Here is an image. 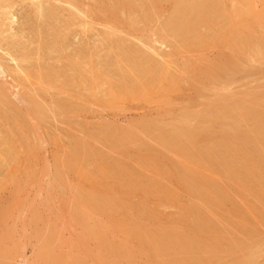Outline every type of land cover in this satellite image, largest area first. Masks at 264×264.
<instances>
[{
	"label": "rangeland",
	"instance_id": "obj_1",
	"mask_svg": "<svg viewBox=\"0 0 264 264\" xmlns=\"http://www.w3.org/2000/svg\"><path fill=\"white\" fill-rule=\"evenodd\" d=\"M178 1L131 0V8L124 9L131 12L123 10V14L113 9L117 0H0V102L5 103H0V264H164L169 257L165 264H181L174 256L177 247L171 248L176 243L167 245L164 238L170 241L178 230L186 236L196 231L197 224L207 228L210 239L217 233L223 236L224 242L217 245L222 250L230 244L228 236L239 242L232 253L211 255L206 264H264V140L261 136L252 140L249 133L243 136L246 140H232L237 122L249 132L264 118V45L263 58L249 54L243 60L240 53L235 54L239 58L232 73L223 66L227 49L196 47L212 36L222 41L219 34L223 28L227 32V27L230 32L229 20L238 23L228 38L232 52L240 50L252 32L264 37V0H197L200 12L187 6L184 13L176 8ZM39 7L48 14L55 12V17L50 21L36 16ZM196 14L210 22L221 18L223 23L219 20L211 29ZM49 23L61 32L53 34ZM118 52L136 57L149 74L139 79L128 68L121 74L114 63ZM76 56L83 58L87 82L65 89L66 78L77 75L60 70L68 58ZM209 62L223 66L218 75L224 79L215 85L186 73L187 64L204 67ZM39 69L57 70L52 85L44 72L36 75ZM160 72L171 85L173 79L181 80L177 91L152 90L134 94L132 99L111 97L123 78H129L124 83L129 81L130 87L142 88ZM99 75L103 85H87ZM34 103L41 105L43 115L36 114ZM216 110L229 115L216 117ZM187 129L191 130L189 140L181 142L188 148L193 145L188 154L166 138L178 131L183 136ZM117 131L129 137L124 147L112 138ZM235 148L246 149L251 159L227 162L226 156ZM254 160L262 165L255 172L259 176L246 169ZM111 171L119 173L115 177ZM126 188L136 194H125ZM134 227L139 233L146 227L144 236L152 233L151 242L162 237L163 245H155L164 252L153 253L154 243L149 247L151 239L143 240V232L136 235ZM125 233L130 237H124ZM207 244L210 250L212 244ZM196 249L197 256L201 250ZM161 254L163 263L158 258Z\"/></svg>",
	"mask_w": 264,
	"mask_h": 264
},
{
	"label": "bare ground",
	"instance_id": "obj_2",
	"mask_svg": "<svg viewBox=\"0 0 264 264\" xmlns=\"http://www.w3.org/2000/svg\"><path fill=\"white\" fill-rule=\"evenodd\" d=\"M104 1V0H103ZM234 1V0H233ZM129 2V1H128ZM127 2V0H126V3H128ZM176 2V1H175ZM200 2V1H199ZM114 3V2H113ZM116 3V5L114 4V7H113V9H115L116 10V12H119V13H123L124 11H126L127 9H128V7L127 6H129L130 8H131V4L130 3H132L131 2V0H130V2L128 3V4H126L125 3V0H117V2H115ZM130 4V5H129ZM173 4V3H172ZM189 3H186L184 0H181V1H178L177 3H176V8L177 9H179V10H181L183 13L187 10V6H189L190 7V9H192V11H194L193 9H195V11H197L196 9H198V4H197V0H193V2H190V5H188ZM113 5V4H112ZM200 5V4H199ZM125 7L127 8L126 10H124L125 9ZM237 7V6H236ZM129 8V9H130ZM242 8V7H241ZM107 9V8H106ZM189 9V10H190ZM124 10V11H123ZM131 10L132 9H130V10H127L128 12L130 11L131 12ZM232 10V9H231ZM244 10V9H243ZM50 11V10H49ZM198 11H199V9H198ZM197 11V12H198ZM202 11V10H201ZM205 11V10H204ZM240 11V10H239ZM255 11V10H254ZM51 12V11H50ZM178 12V11H177ZM200 12V11H199ZM228 12V11H227ZM226 12V10H225V12H223V14H225V13H227ZM230 12V11H229ZM118 13V14H119ZM125 13V12H124ZM123 13V14H124ZM181 13V12H180ZM208 13H209V11H208ZM232 13V12H231ZM233 13H234V11H233ZM238 13V12H237ZM245 13V12H244ZM248 13V12H247ZM254 13V12H253ZM117 14V13H116ZM201 14V13H200ZM200 14H196L197 16L199 15V16H201ZM229 14V13H228ZM255 14H257V13H255ZM36 16H38V17H45V18H47L48 20H50L51 21V19H53L54 17H55V12H52V13H50V14H48V13H46L45 12V9H43V8H41V7H39L38 9H37V11H36V14H35ZM120 15V14H119ZM180 15V14H179ZM185 15V14H184ZM221 15V14H220ZM240 15V14H239ZM243 16L244 15H247V14H242ZM177 16V15H176ZM187 17H189V15H186ZM230 16V15H229ZM242 16V17H243ZM259 16V15H258ZM262 16V15H261ZM193 17V16H192ZM219 17V16H218ZM222 17V16H221ZM182 18H184V17H182ZM245 18H247V16L245 17ZM249 18V17H248ZM261 18V17H260ZM189 19V18H188ZM201 19L204 21V23L205 24H207L208 25V27L209 28H215V26H217V24L219 23V22H221L222 21V23H223V20L221 19V18H217L216 19V21L215 22H213V21H211L210 22V20L208 21V20H205V18H204V16L202 15L201 16ZM226 20H227V18H225ZM241 19V18H240ZM239 19V20H240ZM220 20V21H219ZM225 20V21H226ZM260 20V19H259ZM49 21V22H50ZM184 21H186V20H184ZM187 21H189V20H187ZM217 21H219V22H217ZM237 21V20H236ZM245 21H248L247 19L245 20ZM253 21V20H252ZM242 22V24L244 23V21H241ZM167 23V22H166ZM169 23H170V21H169ZM172 23V22H171ZM213 23V24H212ZM229 25L231 26V30H230V32H229V27H225L226 29H228V31L226 32V30L223 28V33H222V31L220 32L221 34H219L221 37V39H222V41H220L219 39H216V38H219V37H217V36H215L216 38H214V36H212L213 38H210V40H209V42H205L204 44H202V42H198V43H196L197 44V48H198V46L200 47V46H204L205 47V45H207V46H214V47H217V48H221V49H227L229 52H227V54L224 56V57H226L225 58V63H224V67H228V69H229V71L232 73L233 71H234V69H235V66H236V62L238 61L237 59L239 58L238 56V58H236V55L238 54V53H240L242 56L239 58V59H243L242 57L243 56H248L249 54L250 55H259V56H261V58H263L262 57V55H260V54H262L261 53V49H262V46L264 45V37H263V35H258L257 33H254L253 34V32L251 33L252 35L251 36H249L248 38H245V39H243V42H242V48L239 50V52H238V50H235L234 52H232V50L230 49V48H232L233 47V43H232V46H231V40L230 39H228L229 38V36H231V37H233V35H234V33L237 31V27H238V23H236V22H233L232 21V23L230 22V20H229ZM235 23L237 24V26L235 25ZM256 23H258V22H256ZM256 23H253V27L252 28H254V27H256V26H254V24L256 25ZM262 24H263V22H261ZM191 24H193V22L191 23ZM179 25V24H178ZM196 25V24H195ZM241 25V24H240ZM49 28H50V30L53 32V34H56V33H59V32H61V28H57V27H59V26H57V27H55L54 25H51L50 23H49ZM251 26V25H250ZM264 26V25H263ZM260 26H258L257 28H259ZM48 28V29H49ZM194 28V27H193ZM246 28V27H245ZM249 28V27H248ZM64 29V28H63ZM247 29V28H246ZM251 29V28H250ZM262 29H263V27H262ZM180 30V29H179ZM254 30H256V29H254ZM253 30V31H254ZM191 31H192V29H191ZM225 31V32H224ZM261 31V30H260ZM186 32V31H185ZM193 32H195V28H194V31ZM247 32V31H246ZM183 33H184V31H183ZM192 33V32H191ZM249 33V32H248ZM41 34V33H40ZM193 34V33H192ZM200 34V33H199ZM241 34V33H240ZM259 34H261V33H259ZM263 34V33H262ZM195 35V34H194ZM191 36V35H190ZM199 35L197 34V36L196 37H198ZM223 36V37H222ZM195 37V36H194ZM164 38V37H163ZM205 38V37H204ZM44 39V38H43ZM46 39V38H45ZM193 39V38H192ZM196 39V38H195ZM201 39V38H200ZM232 39V38H231ZM200 41V40H199ZM184 44H186V43H184ZM199 44V45H198ZM202 44V45H201ZM192 45V44H191ZM188 46V45H187ZM93 47V46H92ZM192 47H195V46H192ZM203 47V48H204ZM201 48V47H200ZM200 48H198V49H200ZM207 48V47H206ZM112 49V48H111ZM202 49V48H201ZM200 49V50H201ZM234 49V48H233ZM48 50V49H47ZM194 50H197V49H194ZM118 51V50H117ZM21 54V53H20ZM28 54V53H27ZM236 54V55H235ZM239 54V55H240ZM264 54V53H263ZM23 56L24 55H26V54H22ZM252 55V56H253ZM26 57V56H25ZM77 58L75 59V58H68L67 59V65H66V67H64L63 69H61L60 71H64L65 72V74L67 73H73V74H76L77 75V77H76V79H70V78H66V79H68L65 83H62L63 85H64V88L65 89H70V88H72L73 89V87L74 86H78V84L77 83H79V82H81V84H84V83H86L85 82V78H84V76H83V65H85V64H83V62H81V60L83 59L82 57H80V58H78V56H76ZM82 58V59H81ZM21 59V58H20ZM86 59V58H85ZM89 59V58H88ZM22 60H24V57H22ZM244 60V59H243ZM153 61H154V59H153ZM87 62V61H86ZM242 62V61H241ZM244 62V61H243ZM115 65H116V67H117V69L119 70V72H121V74L122 73H124V71H126L125 69L126 68H128V69H131L130 71L131 72H133V73H138L139 74V79H141V77L142 78H144L146 75H148L147 74V71H149V70H147L148 68H145L144 66H142L141 65V62H140V60H138V59H136V57H132L131 55H128V54H126L125 52H118V53H116V56H115ZM90 64V63H89ZM188 66H185V70H186V73H188V74H190L191 76L192 75H195L199 80H203V81H206V82H208V84H209V82H210V86H212V84H214L215 85V82H216V80L218 81V80H221V79H224V78H222V76H219L218 74H219V68L220 67H223V66H220L219 64L217 65L216 64V62H209V63H207V64H205V66L204 67H200V66H198L197 64H195V63H193V64H187ZM197 65V66H196ZM91 65H89V67H90ZM187 67V68H186ZM155 68V67H154ZM200 70H198V69ZM90 69H91V67H90ZM93 70V69H92ZM86 71V70H85ZM197 71H199V72H197ZM35 73H36V75H42V73L44 72V71H42V70H36V71H34ZM163 72V71H162ZM194 72H196V74L194 73ZM92 73V72H91ZM157 73V72H156ZM161 73V72H160ZM164 74H165V72H163ZM163 73H161L160 75H158L157 76V78L155 79L154 77V80L152 81V83L150 82V83H146V84H144V87L143 86H140V87H142V88H136V87H134V88H132V87H130V83H129V81H127L126 83L128 84V86L129 87H127L126 85V83H124L126 80H129V78L127 77H125V74L124 75H122V78L123 77H125V78H123V84H126V85H123L122 83H119V84H121V85H119V88H117V90H115L116 92H113V93H111L110 91L108 92V96L110 95L109 93H111V97H112V94L114 95V97H116V98H118L119 96L120 97H122L123 98V96H124V98L126 97V98H129V99H132L133 97H134V94L136 95L137 93L138 94H141V93H143V92H149L150 93V91H152V90H155V92H157V91H160V90H164V92L166 91V92H168V91H174V90H176V88L178 89V86H180V84L181 83H179L181 80L179 79L178 80V82L175 80V79H173L172 80V82H173V85H171V83H169V82H167V79H168V77L166 78V80H165V76L163 77L162 76V74ZM56 74H57V70H55V71H51V72H47V73H45L44 72V77L47 79V82H48V84H49V86L50 85H52L53 83H54V75L56 76ZM66 74V75H67ZM132 74V73H131ZM159 74V73H158ZM129 75V74H128ZM167 75V74H166ZM169 75V74H168ZM189 75V77H191ZM218 75V76H217ZM61 76V75H60ZM40 77V76H39ZM74 77V76H73ZM102 76H98L97 78H95L94 80H90V84H87V85H91L92 87H100L101 85H103L104 84V82L103 83H99V82H102V78H101ZM227 77H228V79H229V76H226V78H225V80L227 81L228 79H227ZM65 79V80H66ZM124 79H126V80H124ZM170 79V78H169ZM186 79V78H185ZM184 79V80H185ZM44 80V79H43ZM144 80V79H143ZM184 80H183V82H182V84L183 83H185L184 82ZM189 80V79H188ZM103 81H104V79H103ZM170 81H171V79H170ZM187 81V80H186ZM214 81V82H213ZM84 82V83H83ZM107 82V81H106ZM105 82V84L106 85H109V84H111L112 85V82L110 81V82H107L106 83ZM142 82V81H141ZM175 82V83H174ZM98 83V84H97ZM133 83V82H132ZM142 83H144V82H142ZM179 83V84H178ZM77 84V85H76ZM100 84V85H99ZM130 84V85H129ZM178 84V85H177ZM62 85V86H63ZM138 85V84H137ZM62 86H60V89L61 88H63ZM135 86H136V83H135ZM139 86V85H138ZM75 88V87H74ZM111 88V86L109 87V89ZM64 89V90H65ZM112 91V90H111ZM177 91V90H176ZM117 94V95H116ZM119 94V95H118ZM137 94V95H138ZM152 95V94H151ZM110 96H109V98H111ZM140 97V96H139ZM142 97V96H141ZM147 97V96H146ZM107 98V97H106ZM121 98V99H122ZM105 99V98H104ZM112 100V99H111ZM133 100H135V99H133ZM143 100V99H142ZM2 101V100H1ZM106 101V100H105ZM114 101V100H113ZM116 101V100H115ZM4 102V101H3ZM104 102V101H103ZM0 103H2V102H0ZM106 103V102H105ZM2 104H5V103H2ZM35 105V107H34V109H35V112H36V114H38V115H43V113H44V110L42 109V107H41V105L40 104H38V103H34ZM169 104H171V103H169ZM62 105V104H61ZM110 105V104H109ZM108 105V106H109ZM233 107V106H232ZM244 107V106H243ZM216 108V107H215ZM222 108V107H221ZM221 108H219V109H221ZM232 109L233 108H231L230 109V114H231V112H234V110L232 111ZM206 110V109H205ZM222 110V109H221ZM244 110V109H243ZM179 111V110H178ZM213 111V110H212ZM212 111H210V113H212ZM222 111H224V110H222ZM236 112H237V109L235 110ZM252 111V110H251ZM229 112V111H228ZM250 112V111H249ZM205 113V112H204ZM207 113V112H206ZM216 114H218L216 117H224V116H226L227 114L229 115V113H227V114H221L222 112H220L219 110H216V112H215ZM245 113V112H244ZM256 113V112H255ZM237 114V113H236ZM185 115V114H184ZM232 115V114H231ZM230 115V116H231ZM247 115V114H246ZM250 115V114H249ZM229 116V117H230ZM239 117V115H236L235 117ZM180 117V116H179ZM186 117V116H185ZM216 117H215V119H216ZM233 117H234V114H233ZM211 118H212V116H211ZM231 118H232V116H231ZM241 118V117H240ZM233 119V118H232ZM243 119H245V118H243ZM252 119V118H251ZM263 120H264V118H262ZM262 119H260V123L261 124H259V121H257V123H258V128L255 130V129H252V130H250L249 132H247L248 130H244V128H242L241 126H240V124L237 122V124H235L234 125V131H235V135L234 136H232V140H246L243 136H246V133H249L250 135H252V140H256V138L257 137H259V136H261L262 138H263V140H264V122H263V120ZM253 120H256V119H253ZM262 120V121H261ZM209 121V120H208ZM240 122V121H239ZM214 123V122H213ZM223 123V122H222ZM242 123H244V121L242 122ZM254 124H256V123H254ZM243 125V124H242ZM102 127V126H101ZM230 127V126H229ZM224 128V127H223ZM245 128H246V126H245ZM253 128V127H252ZM115 130V129H114ZM188 130V132H187V134H185V135H183V136H181L180 135V133H179V131L178 132H175L174 134H171L169 137H166L167 138V140H169V142H173V143H175V145H177V146H180L181 148H179V149H182V151L185 153L186 151H189V150H191V149H189V148H192L193 147V145L191 146V147H186V146H184L183 144H186V142H184V143H182L183 141H187V140H189V137H190V135H191V130L190 129H187ZM230 130V129H229ZM229 130H226V131H229ZM13 131V130H12ZM206 131V130H205ZM204 131V132H205ZM213 131V130H212ZM234 131H229V132H233L234 133ZM103 132V131H102ZM170 132H171V130H170ZM209 132H211V131H209ZM122 132L121 131H117V132H114L113 133V135H112V138L119 144V145H122L123 147L127 144V143H129V142H126V140L128 141V138L129 137H124L122 134H121ZM197 133V132H196ZM200 133V132H199ZM214 133V132H213ZM263 133V134H262ZM210 134V133H209ZM228 134V133H227ZM227 134H226V136H227ZM249 134H248V136H249ZM110 135V134H109ZM198 135V134H197ZM231 135H233V134H231ZM8 136V135H7ZM104 136V135H103ZM168 136V135H167ZM180 136V137H179ZM225 136V137H226ZM230 136V135H229ZM228 136V137H229ZM241 136V137H240ZM257 136V137H256ZM5 137V136H4ZM197 137V136H196ZM165 138V139H166ZM244 138V139H243ZM247 138V137H246ZM2 139H4V138H2ZM131 139V138H130ZM129 139V140H130ZM164 139V140H165ZM194 139H195V137H194ZM225 139V138H224ZM248 139H249V137H248ZM251 139V138H250ZM260 139V138H259ZM110 140H112L111 138H110ZM226 140H228V138H226ZM251 140V141H252ZM258 140V139H257ZM182 141V142H181ZM191 141V140H190ZM194 141V140H193ZM198 141V140H197ZM260 141V140H259ZM180 142H181V145H179L180 144ZM244 142V141H243ZM247 143H248V141H246ZM246 142H245V144H246ZM258 142V141H257ZM261 142H263V141H261ZM166 143H168V142H166ZM251 143V142H250ZM192 144V143H191ZM253 144V143H252ZM80 145V144H79ZM188 145H190V142H189V144ZM231 146V145H230ZM81 147V146H80ZM121 147V146H120ZM232 147H236V145L235 146H232ZM231 147V148H232ZM116 148V147H115ZM178 148V147H177ZM187 148H188V150H187ZM228 148H229V146H228ZM263 148V147H262ZM261 148V149H262ZM83 149V148H82ZM119 149H121V148H119ZM14 150V149H13ZM193 150V149H192ZM246 150V149H245ZM245 150L244 151H242V149H239V148H235L234 150H232V152H230L229 154L230 155H228V156H226V158H225V160H227V162L228 161H232V162H235V160L237 161V160H243V158L246 156L247 157V153L245 152ZM208 151V150H207ZM228 151V150H227ZM258 151V150H257ZM218 152V151H217ZM259 152V151H258ZM191 153H192V151H191ZM186 154H188L187 152H186ZM181 155V154H180ZM262 156L261 157H263V155L264 154H261ZM83 156V155H82ZM249 156L250 155H248V157H247V159L248 160H250L251 158H249ZM78 157V156H77ZM191 157V156H190ZM245 157V158H246ZM257 157V156H256ZM260 157V156H259ZM187 158V157H186ZM185 158V159H186ZM228 159H230V160H228ZM261 159V158H260ZM263 159V158H262ZM84 160V159H83ZM264 161V160H263ZM186 162V161H185ZM197 162V161H196ZM73 163V162H72ZM244 163V162H243ZM259 163V162H258ZM258 163H257V161L256 160H254L253 162H251V164H250V166L251 167H247L246 169H248V172L251 174V175H258L259 176V173L258 174H255V172L257 173L258 171L257 170H259V167H260V165H261V162H260V164L258 165ZM247 164V163H246ZM253 164V165H252ZM263 164V163H262ZM248 165H249V163H248ZM246 166V165H245ZM262 166V165H261ZM263 167H264V165H263ZM261 168V167H260ZM245 169V168H244ZM245 169V170H246ZM264 170V169H263ZM117 171V170H116ZM240 171V170H239ZM105 172V171H104ZM112 173H113V171H111ZM165 172V171H164ZM242 172V171H241ZM245 172V171H244ZM243 172V173H244ZM263 172V171H262ZM103 173V172H102ZM119 172H117V173H113V175H115V177L117 176L116 174H118ZM129 173V172H128ZM166 174H167V170H166V172H165ZM121 174V173H120ZM168 174H169V172H168ZM241 174V173H240ZM106 176H107V174H106ZM108 176H109V174H108ZM119 176V175H118ZM168 176V175H167ZM257 176V177H258ZM11 177V176H10ZM121 177V176H120ZM120 177H117V178H120ZM132 177H134L133 175H131V178ZM169 177V176H168ZM256 177V176H255ZM114 177H112L111 176V178L110 179H113ZM116 178V179H117ZM109 179V178H108ZM120 180H121V178H120ZM119 180V181H120ZM123 181H124V179H122ZM121 180V181H122ZM130 179H128V181H129ZM116 181V180H115ZM115 181H113L112 183L113 184H115L114 182ZM126 182H127V180H125ZM183 181V180H182ZM264 181V180H263ZM109 182V181H108ZM209 182V181H208ZM132 183H133V181H132ZM102 184V183H101ZM120 184V183H119ZM118 184V185H119ZM206 184V183H205ZM117 185V184H116ZM125 185H126V183H125ZM136 185V184H135ZM115 186V185H114ZM96 187V186H95ZM107 187V186H106ZM136 187V186H135ZM138 187V186H137ZM140 187V186H139ZM144 187H145V185H144ZM144 187H143V189H144ZM154 187V186H153ZM161 187V186H160ZM159 187V188H160ZM155 188V187H154ZM162 188V187H161ZM211 188V187H210ZM103 189V188H102ZM112 189V188H111ZM114 189V188H113ZM113 189L112 190H108L109 191V193H111V191L113 192ZM132 189V188H131ZM133 189H134V187H133ZM141 189H142V187H141ZM146 189H148V188H146ZM164 189V188H163ZM215 189V188H214ZM107 190V189H106ZM115 190H116V188H115ZM126 190V192H125V194L126 193H128V190H127V188L125 189ZM138 190V189H137ZM136 190V191H137ZM197 190V189H196ZM210 190V189H209ZM218 190H220V189H218ZM120 190H118V192H119ZM131 191V190H130ZM140 191V190H139ZM155 191V190H154ZM117 192V191H116ZM161 192V191H160ZM212 192V191H211ZM131 193H135L136 194V192H133V191H131V192H129L128 194H131ZM159 193V192H158ZM157 193V194H158ZM163 193V192H162ZM206 193H207V191H206ZM209 193V192H208ZM218 193V192H217ZM119 194H121L120 192H119ZM153 194V193H152ZM203 194V193H202ZM205 194V193H204ZM211 194V193H210ZM88 195V194H87ZM123 196H125L126 197V195H124V194H122ZM88 196H90V195H88ZM93 196H95V195H93L92 194V197ZM209 196V195H208ZM105 197V196H104ZM155 197V196H154ZM90 198V197H89ZM88 198V199H89ZM94 198V197H93ZM97 197L95 196V199H96ZM110 198V197H109ZM118 198V197H117ZM122 198V197H121ZM120 198V199H121ZM128 198V197H127ZM152 198V197H151ZM98 199V200H97ZM96 200L99 202L100 200H99V198H97ZM102 199V198H101ZM119 199V198H118ZM126 199V198H125ZM93 200V199H92ZM128 200H129V198H128ZM157 200V199H156ZM214 200V199H213ZM90 201V200H89ZM95 201V200H94ZM107 201V200H106ZM112 201V200H111ZM114 201V200H113ZM112 201V202H113ZM122 201V200H121ZM127 201V200H126ZM153 201V200H152ZM206 201L208 202V200L206 199ZM205 201V202H206ZM215 201V200H214ZM84 202V201H83ZM111 202V203H112ZM212 202V201H211ZM87 203V202H86ZM86 203L84 204V205H86ZM91 203H93V202H91ZM101 203V202H100ZM109 203V202H108ZM108 203H104V204H108ZM113 203H117L118 204V202H113ZM125 203V202H124ZM203 203V202H202ZM215 203V202H214ZM121 204H122V202H121ZM94 205H96V204H94ZM100 205V204H99ZM114 205V204H113ZM129 205V204H128ZM118 206V205H117ZM121 206V205H120ZM139 206V205H138ZM138 206H137V208H138ZM75 207V206H74ZM96 207V206H95ZM126 207H127V205H126ZM85 209L86 208H88V206H86V207H84ZM89 208L91 209V207L89 206ZM88 208V209H89ZM119 208V207H118ZM122 208H125V207H122ZM128 208V207H127ZM133 208V207H132ZM143 208V207H142ZM192 208V207H191ZM81 209H82V206H81ZM96 209V208H95ZM98 209V208H97ZM104 209V208H103ZM106 209V208H105ZM131 209V208H130ZM100 210V209H99ZM143 210V209H142ZM87 211V210H86ZM108 211V210H107ZM107 211H105V213L107 212ZM114 211V210H113ZM119 211V210H118ZM133 211V210H132ZM145 211V210H144ZM88 212V211H87ZM109 212V211H108ZM107 212V213H108ZM110 212H111V210H110ZM110 212H109V214H110ZM130 212H131V210H130ZM93 213L95 214V212L93 211ZM99 213V212H98ZM113 213V212H112ZM116 213V212H115ZM114 213V214H115ZM118 213V212H117ZM116 213V214H117ZM128 213V212H127ZM101 214V213H100ZM121 214H122V212H121ZM140 214H141V212H140ZM102 215V214H101ZM103 215H105L104 213H103ZM76 216H78V215H76ZM104 217V216H103ZM109 217V216H108ZM112 218H113V216H111ZM111 218V219H112ZM153 218V217H152ZM264 218V217H263ZM80 220V219H79ZM83 220V219H82ZM125 220V219H124ZM80 222H81V220H80ZM200 224V223H199ZM176 225V224H175ZM202 225H204V223L202 224ZM238 225V224H237ZM123 226V225H122ZM131 226V225H130ZM141 226H143V225H141ZM173 226V225H172ZM180 226V225H179ZM181 226H182V224H181ZM197 226H198V224H197ZM196 226V231H195V229L193 230V231H188V232H186V236H184L183 234V236H181V234H179V230L177 231V229H176V231L177 232H175V230H174V232L175 233H178V235L177 234H175L176 236L174 237V238H176V239H174L173 237H172V234H171V239L173 240L174 239V241L176 240V242H170L171 241V239H170V241L169 240H165V238H164V242L166 241L167 242V245L170 243V244H173L174 245V243H176V245L175 246H173V247H171L172 249L174 248V247H177V250L179 251V252H177V250H176V255L178 254V256H176V255H174L175 257H177V259H175V260H177V262H182L181 264H206L207 262H209L211 259L210 258H212V256L211 255H213V258L215 257V258H217L216 256L218 255V253L219 254H221L220 252H222V253H227V254H230V253H232L234 250H235V248L238 246V244H239V242H235V238H234V236H228L227 237V240L230 242V244H227L225 247H224V249L222 250V249H220V248H222V247H217V245H219V244H222L224 241L223 240H221V238L223 237L220 233H217V235L215 236V238H211L210 239V236L212 237V234H210V235H208V234H206V232H207V228L205 229V228H203V227H201V228H198ZM201 226V225H200ZM205 226H207V225H205ZM96 227V226H95ZM124 227H128V226H123V229H124ZM132 227V226H131ZM177 227V226H176ZM210 227V226H209ZM212 227H213V225H212ZM216 227V226H215ZM141 228V227H140ZM147 228H149V227H147ZM154 228H156V227H154ZM178 228V227H177ZM203 228V229H202ZM128 229H129V227H128ZM136 229L138 230V232H137V234L136 235H139V234H142V232H143V234H142V236H144L145 235V233H144V230L146 229V227L145 228H142V231H140V233H139V229L138 228H135L134 227V232L136 233ZM144 229V230H143ZM157 229H158V227H157ZM165 229H168V228H165ZM206 230V232H205V230ZM210 229V228H209ZM115 230H116V228H115ZM126 229H124V231H125ZM171 230V229H170ZM186 230V229H185ZM253 230V229H252ZM100 231H102V229H100ZM126 231H128V230H126ZM132 231V230H131ZM145 231H147V230H145ZM160 231H163L164 232V230L163 229H161ZM159 231V233H161V235H162V233L163 232H160ZM208 231H210V232H212V230H208ZM217 231V230H216ZM219 231H220V229H219ZM130 232V231H129ZM134 232H133V234H134ZM149 232H151L150 230H149ZM149 232H147L148 234H149ZM156 232V231H155ZM91 233V232H90ZM93 233V232H92ZM117 233H118V230H117ZM124 233V232H123ZM122 233V234H123ZM158 233V232H157ZM158 233V234H159ZM166 232H164V234H165ZM173 233V232H172ZM181 233H183L182 231H181ZM95 234H98V232L97 233H95ZM119 235H120V232L118 233ZM132 234V237L133 236H135L136 237V235H133ZM152 233H150V236H151V238L152 237H154V236H152L151 235ZM170 234V233H169ZM169 234H167V235H169ZM91 235V234H90ZM99 235H102V234H99ZM124 235H126V236H124V237H130L129 236V233H128V236H127V234L125 233ZM180 235V237H178ZM97 236V235H96ZM103 236V235H102ZM101 236V237H102ZM123 236V235H122ZM141 236V235H140ZM142 236L140 237V238H142ZM147 236V235H146ZM150 236H148L147 238L144 236L143 237V240H145L144 238H146V241L148 240V238H150ZM160 236V235H159ZM158 236V237H159ZM170 236V235H169ZM169 236H166V237H169ZM98 237H100V236H98ZM101 237H100V239H101ZM138 237V236H137ZM177 237H178V240H177ZM140 238L138 239V242L140 243ZM150 238V239H151ZM162 238V237H161ZM160 238V239H161ZM170 238V237H169ZM226 238V237H225ZM103 239H105V236H104V238ZM156 239V238H155ZM154 238H153V240H155ZM160 239H157V241L159 240L160 242H156V243H159V245H163V241L162 240H160ZM166 239H168V238H166ZM106 240V239H105ZM105 240H104V242H105ZM225 240V239H224ZM136 241H137V239H136ZM152 241V239L151 240H149L147 243H149L150 245H149V247L151 246V243H152V245H153V243L156 241H153V242H151ZM162 241V242H161ZM145 242V241H144ZM143 242V243H144ZM227 242V241H226ZM156 243H154V251H153V253L155 252V251H157V250H160L159 248H160V246L158 247L157 245H155ZM207 243H209V244H212V248H210V250H209V248L207 249ZM106 244H108V239L106 240ZM169 244V245H170ZM110 245V244H109ZM109 245H107L108 247H109ZM111 245H112V242H111ZM131 245V244H130ZM166 245V246H167ZM215 245V246H214ZM155 246H157V248L155 247ZM213 246H214V248H213ZM220 246V245H219ZM222 246V245H221ZM114 249H115V247L114 246H112ZM125 247V246H124ZM148 247V248H149ZM165 247V246H164ZM168 247H170V246H167V248ZM196 248H199L201 251H198V253H197V256L194 254V250H196L197 251V249ZM108 249V248H107ZM112 250V248H110L109 247V250ZM166 249V248H165ZM116 250H118L119 251V249H117L116 248ZM153 250V249H152ZM164 250V249H163ZM163 250H160V252L161 251H163ZM172 251V250H171ZM111 252H113V250L111 251ZM120 252V251H119ZM164 252V251H163ZM167 252V251H166ZM155 253H157V254H159V251H157V252H155ZM169 253V252H168ZM200 253V254H199ZM151 255H152V253H151ZM150 255V256H151ZM155 255V254H154ZM215 255V256H214ZM161 256L162 257H158V258H161V259H159L160 261H164V257H163V255L161 254ZM164 256L166 257L167 255L166 254H164ZM154 257V256H153ZM162 258H164V259H162ZM169 258H171V257H169ZM169 258H167L166 259V262L164 261V264L165 263H169L170 261L168 260ZM154 259L156 260L157 258H155L154 257ZM220 259V258H219ZM129 260V259H128ZM216 260V259H215ZM157 261V260H156ZM163 261H162V263H163ZM167 261H169V262H167ZM214 261V260H213ZM50 262V261H49ZM112 262V261H111ZM110 262V263H111ZM158 262V261H157ZM236 263V262H235ZM238 263V262H237ZM240 263H243V262H241L240 261ZM109 264V263H108ZM131 264H133V263H131ZM156 264V263H155ZM161 264V263H160ZM178 264V263H177Z\"/></svg>",
	"mask_w": 264,
	"mask_h": 264
}]
</instances>
